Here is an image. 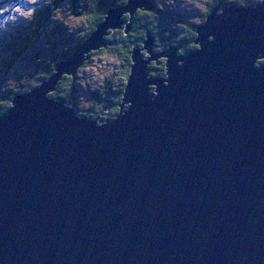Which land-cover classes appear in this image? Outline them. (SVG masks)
Wrapping results in <instances>:
<instances>
[{"label": "water", "instance_id": "obj_1", "mask_svg": "<svg viewBox=\"0 0 264 264\" xmlns=\"http://www.w3.org/2000/svg\"><path fill=\"white\" fill-rule=\"evenodd\" d=\"M215 6L198 49L154 54L150 37L147 60L134 50L103 125L48 92L151 0L109 10L53 75L13 95L0 114V264H264V0ZM161 57L165 76L146 79Z\"/></svg>", "mask_w": 264, "mask_h": 264}, {"label": "trees", "instance_id": "obj_2", "mask_svg": "<svg viewBox=\"0 0 264 264\" xmlns=\"http://www.w3.org/2000/svg\"><path fill=\"white\" fill-rule=\"evenodd\" d=\"M128 0H59L62 4H64L65 12L62 17L76 14L81 19L80 24L74 21L71 25L72 28L69 30L73 33L74 30H77V26L81 25L82 21H85L88 24V29L86 30L85 36H82V39L78 40L77 43L70 48L68 51L60 52L57 57L49 58L47 61H43L40 59V56H32L28 57L26 63L23 65L27 66L24 71V76H22L19 80H16V83L10 85L6 88L7 85V74L9 73L12 64L16 59H25L20 55V52L16 51L15 56H13V60L11 63L7 65H3L4 69L1 68L0 74V114L5 112L11 105V99L15 93L29 91L31 88L40 85L43 80L47 79L49 76L55 73V63L56 61L64 58L67 55L72 54V52L80 46L86 38H88L97 27L105 20L107 13L109 10L117 8L121 5L127 3ZM261 0H215V1H207L206 12L202 14L201 24L205 22L207 16L210 14L211 9L217 3L223 5L226 4H255ZM81 6H80V5ZM152 8L151 9H140L137 8L133 14L129 12H125L121 16V20L123 21L119 28H115L114 30H107V35L104 36V40L106 42H110L106 44L104 47H100L96 51H91L89 53V58L83 62V64L77 69L76 74L83 70L85 67L91 64L92 59L94 57H99L105 55V61H117L120 63L123 71L120 74L118 83L115 85V78L112 73H109L103 79V90L99 94H95V97L88 109L83 110L86 112L87 116L95 117L101 115L103 112L110 117V119L116 118L119 113V102L121 101L123 94L125 92V87L127 84V79L130 75L131 65L133 64L132 53L134 50L142 51L145 41L150 37L153 38V47L160 46L161 49H167L172 46L183 45V52L187 53L192 50H196L199 48L198 44H195V40L197 37L196 29L198 25L185 23L183 20L176 19L172 12L167 11L165 7H163L162 2L160 0H151ZM46 10V9H45ZM47 11V10H46ZM39 18L32 21L33 23H29V25L33 26L35 29L43 23V19L47 20V15L49 13V9L47 13L39 10ZM83 15L85 18L83 19ZM76 19V18H75ZM83 19V20H82ZM44 20V21H45ZM130 22L129 29L126 31V25ZM176 23V24H174ZM66 26V25H65ZM68 27V26H66ZM174 27H182L185 29V35L182 37H178V34L175 32ZM72 29V30H71ZM25 34V37H31L32 33ZM24 37V38H25ZM18 43L17 39H12V42L7 45V47H12L14 44ZM156 51V52H160ZM182 51V50H181ZM164 59V60H163ZM158 59V62L152 61L150 62L151 66L154 68L152 72L155 75L165 76L166 74V66L165 60ZM76 75H63L62 78L57 83V88L52 93H50V97H53L57 100H62L66 102V104L71 103V98L74 97L75 109L76 113L80 115L77 108V91L79 90V86L76 83ZM3 87V88H2ZM115 89L112 90V88ZM107 104H112L113 107L104 110V107Z\"/></svg>", "mask_w": 264, "mask_h": 264}, {"label": "rangeland", "instance_id": "obj_3", "mask_svg": "<svg viewBox=\"0 0 264 264\" xmlns=\"http://www.w3.org/2000/svg\"><path fill=\"white\" fill-rule=\"evenodd\" d=\"M129 1H127L125 5H127ZM207 1L213 2L215 0H160V2L163 4V7H165L167 11L172 12L176 19L180 18L187 24L191 23L196 25H201L202 14L206 12V8L208 7ZM241 5L245 6L251 4L243 3ZM215 7L216 6H214V8ZM63 8L64 4L59 2V0H0V71L1 68L4 69L3 65L11 63L16 51L20 52V55L25 58L20 60L16 59L12 64L13 66L6 77V80L8 78L9 79L7 80V85L5 84V89H7L8 86L16 83V80H19L25 75L24 71L28 67L26 65L24 66L23 64L26 63L28 57L40 56L41 60L47 61L49 58L57 57L60 52L62 53L64 51H68L77 43L79 39H82V36H85L86 30L88 29V24L85 21H82L81 25L77 26V30H74L72 33L69 30V28H72L71 24L74 21L80 24L81 19L76 14L72 15V17L70 15L65 16V18L62 17L61 12H65ZM45 9L47 11L49 9V13L46 18L47 20L41 18L43 19V23L39 25L34 31L33 26L29 25V23H33L32 21L39 18V15H41L39 10L47 13ZM65 13H68V11ZM84 18L85 15H83V19ZM174 28L179 38L185 35L184 28ZM27 30H29V33L34 31L30 38L28 36L25 37ZM12 39H17L18 43L15 42L12 47H7V45L12 42ZM179 46H172L167 49H160V46H156L152 47V50H170L173 47ZM142 49L144 52L142 59L147 60L150 53L147 51V49H145V47ZM181 49L182 47H179V51H181ZM139 52L141 51L139 50ZM105 57V55L94 57L90 65L79 71L77 74L75 73L77 79L76 83L79 86V90L77 91L76 106L81 113L80 116H87L86 112H83V110L88 109L95 97V94H99L103 90L104 77H106L109 73H112L114 75L116 85L118 83L120 74H122L123 69L120 66V63L117 61L107 62L105 61ZM160 59L162 60V58H159V60ZM152 61L154 60H151L150 62ZM156 62H158V60ZM255 63H264V59ZM147 68L148 74L146 79L163 77L160 75H155L152 72L154 68L150 63L148 64ZM148 87L151 93H153L151 86ZM113 89H115V87H113L112 90ZM48 94H50V92H48ZM71 104L72 103H70V105ZM104 114L105 113L103 112L101 115L95 117L91 116V118H94L97 124L103 125L107 120V117Z\"/></svg>", "mask_w": 264, "mask_h": 264}, {"label": "flooded vegetation", "instance_id": "obj_4", "mask_svg": "<svg viewBox=\"0 0 264 264\" xmlns=\"http://www.w3.org/2000/svg\"><path fill=\"white\" fill-rule=\"evenodd\" d=\"M181 50H182V51H179V53H181V54H185V53L183 52V46H182V49H181ZM112 107H113L112 104H107L106 107H104V110H108V109H110V108H112ZM107 108H108V109H107ZM104 115L107 117V120L110 119V117L107 116L106 113H105Z\"/></svg>", "mask_w": 264, "mask_h": 264}, {"label": "bare ground", "instance_id": "obj_5", "mask_svg": "<svg viewBox=\"0 0 264 264\" xmlns=\"http://www.w3.org/2000/svg\"><path fill=\"white\" fill-rule=\"evenodd\" d=\"M163 52V50L162 51H160V52H156V51H154V54H159V53H162ZM140 54H141V56H143V54L140 52ZM162 59H163V57H161ZM264 58H262V59H259V60H263ZM259 60H256V62H258ZM154 79H156V78H154Z\"/></svg>", "mask_w": 264, "mask_h": 264}]
</instances>
